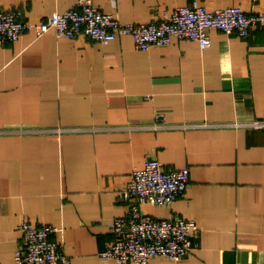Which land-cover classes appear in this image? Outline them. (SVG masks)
<instances>
[{
  "label": "crops",
  "instance_id": "obj_1",
  "mask_svg": "<svg viewBox=\"0 0 264 264\" xmlns=\"http://www.w3.org/2000/svg\"><path fill=\"white\" fill-rule=\"evenodd\" d=\"M191 1L93 0L125 23ZM199 1L264 13V0ZM78 2L0 0V9L38 22ZM210 35L208 48L173 39L143 50L130 34L103 43L53 30L0 43V264H14L25 218L57 225L72 264H115L101 251L129 213L132 172L150 157L189 166L190 182L172 206L143 211L194 218L200 234L187 257L149 264H264V128L235 126L264 120V22L248 37Z\"/></svg>",
  "mask_w": 264,
  "mask_h": 264
},
{
  "label": "built area",
  "instance_id": "obj_2",
  "mask_svg": "<svg viewBox=\"0 0 264 264\" xmlns=\"http://www.w3.org/2000/svg\"><path fill=\"white\" fill-rule=\"evenodd\" d=\"M264 13L248 14L234 5L208 10L199 0L177 6L160 20L122 22L114 13L102 10L93 0H79L76 6L54 12L38 22L27 20L18 7L0 9V43L14 42L33 30L42 37L50 30L60 38L86 36L93 41L108 43L119 34L133 35L139 49L153 45L166 46L173 39H190L202 48L212 44L210 31L219 29L248 37ZM164 113L158 112L161 117ZM174 125V124H172ZM264 128V120L237 122L235 126ZM157 126V125H155ZM145 166L132 172L125 195L131 200L128 214L117 216L110 224L114 239L106 242L101 251L105 259L115 264H149L156 256L182 259L194 249L200 234L198 221L182 215L169 218L154 217L143 211V204L172 206L185 196L190 182V167L166 168L156 157L146 160ZM22 238L15 252L14 264H72V257L63 242L53 234L55 224H37L25 218L19 224Z\"/></svg>",
  "mask_w": 264,
  "mask_h": 264
}]
</instances>
